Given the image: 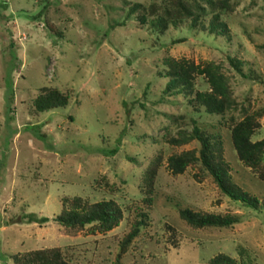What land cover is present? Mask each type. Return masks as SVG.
<instances>
[{"label": "rangeland", "instance_id": "rangeland-1", "mask_svg": "<svg viewBox=\"0 0 264 264\" xmlns=\"http://www.w3.org/2000/svg\"><path fill=\"white\" fill-rule=\"evenodd\" d=\"M161 1L0 0V264L49 247L70 264H208L218 253L235 264H264V178L237 158L229 137L241 107L264 108V0H227L229 8L218 10L226 35L189 19L162 32L137 21ZM198 2L207 24L213 10ZM166 57L217 63L234 109L210 114L193 101L195 90L208 88L201 75L187 94L164 92ZM40 87L66 94V104L35 111ZM191 120L218 144L230 181L257 197L256 208L222 194L198 161L181 173L166 168L172 153L197 154L195 139L167 142L178 129L190 134ZM258 124L251 140L264 136V113ZM74 196L113 200L118 224L66 234L50 218ZM182 208L237 220L193 228L179 217ZM27 213L48 220L27 222Z\"/></svg>", "mask_w": 264, "mask_h": 264}, {"label": "trees", "instance_id": "trees-1", "mask_svg": "<svg viewBox=\"0 0 264 264\" xmlns=\"http://www.w3.org/2000/svg\"><path fill=\"white\" fill-rule=\"evenodd\" d=\"M213 12L203 24L200 17L205 13L204 6L198 0H162L159 4L151 3L147 12L141 10L136 14L139 23L147 20L151 28L162 32L168 25L177 26L183 19H189L192 26H198L209 33L226 35L227 28L219 19L218 10L229 8L227 0H203ZM135 6L131 11H135ZM216 10V11H214ZM127 17V14H126ZM149 17V18H148ZM230 66L242 74L240 62L233 57H227ZM166 66L163 76L167 77L164 84V92L188 93L193 84L194 76L201 75L207 84L206 90H195L193 101L201 105L206 113L222 114L234 109V102L228 86L227 78L220 70V66L212 61L193 63L184 58H164ZM67 95L56 88L40 87L34 97L33 109L37 112L66 104ZM264 113V108L249 110L241 107L235 120L231 121L229 137L237 158L245 165L256 171L260 178H264V136L251 140L250 136L259 126L258 118ZM190 134L183 130H176L174 136H169L167 142L172 145H180L190 139H195L199 146L197 154L194 150H185L172 153L166 157V168L172 174L181 173L184 167L191 162L198 161L212 177L219 191L232 200L239 201L248 207L256 208L259 204L257 197L240 189L229 179L226 163L220 156L218 144L201 132L191 120ZM264 203V200H263ZM179 217L193 228L201 227H227L235 222V216L229 214H216L201 211H192L188 208L178 210ZM27 222L42 223L47 217L34 216L32 213L25 215ZM121 218L119 206L111 199L98 200L87 203L80 197L63 198L61 209L50 220L60 225L66 234H73L86 229L88 233L94 231L104 232L116 226ZM141 223V222H140ZM138 231V224L119 241L118 257L126 248V245ZM13 264H70L60 252L58 247L34 248L10 255ZM208 264H235L234 259L226 254L218 253L208 260ZM243 264H250L243 262Z\"/></svg>", "mask_w": 264, "mask_h": 264}]
</instances>
